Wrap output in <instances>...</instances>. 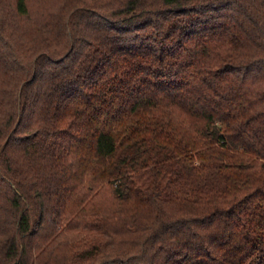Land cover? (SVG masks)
Wrapping results in <instances>:
<instances>
[{
    "label": "trees",
    "instance_id": "16d2710c",
    "mask_svg": "<svg viewBox=\"0 0 264 264\" xmlns=\"http://www.w3.org/2000/svg\"><path fill=\"white\" fill-rule=\"evenodd\" d=\"M45 1L0 0V264H264V0Z\"/></svg>",
    "mask_w": 264,
    "mask_h": 264
},
{
    "label": "rangeland",
    "instance_id": "374dc122",
    "mask_svg": "<svg viewBox=\"0 0 264 264\" xmlns=\"http://www.w3.org/2000/svg\"><path fill=\"white\" fill-rule=\"evenodd\" d=\"M30 2V4L32 5L33 7V10L35 12L39 11L40 7H39V2L42 1V0H28ZM45 1V0H44ZM46 1H53V0H46ZM45 1V2H46ZM47 3V2H46Z\"/></svg>",
    "mask_w": 264,
    "mask_h": 264
}]
</instances>
